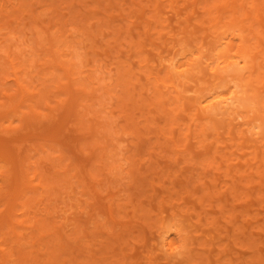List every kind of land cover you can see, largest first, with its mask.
<instances>
[{
  "label": "rangeland",
  "instance_id": "rangeland-1",
  "mask_svg": "<svg viewBox=\"0 0 264 264\" xmlns=\"http://www.w3.org/2000/svg\"><path fill=\"white\" fill-rule=\"evenodd\" d=\"M0 264H264V0H0Z\"/></svg>",
  "mask_w": 264,
  "mask_h": 264
},
{
  "label": "bare ground",
  "instance_id": "bare-ground-1",
  "mask_svg": "<svg viewBox=\"0 0 264 264\" xmlns=\"http://www.w3.org/2000/svg\"><path fill=\"white\" fill-rule=\"evenodd\" d=\"M219 67L220 66H218V69H219ZM172 68L174 69L175 68V65H173ZM227 71L230 72V75L232 76L233 79L236 78V81L239 78H242V74L240 72L241 69H240V66H239V62L233 63V65H231L230 69H228ZM239 75H241V76H239ZM235 89H237V88H235ZM235 89H234V91L233 90H230V91L233 92V94L230 97H227V98L225 97L224 98V97H222V94H217V95L211 96L210 99H208V100L205 101L206 102V106L204 107L203 110L207 113L208 117H212V118L215 117L214 119H217L218 120L219 117H217V116H223V118H226L224 116H226L228 114H229V116H233L234 113L237 114L240 110H242V108L243 109L244 108H247L249 103H250L249 104V107H251L250 105L252 103L250 102V99L248 98L245 101V99H243L242 97H240L238 95V92L235 91ZM229 94H231V92H229ZM246 102H248V104ZM199 105H200V103H199ZM234 116H236V115H234ZM221 119H222V117H221Z\"/></svg>",
  "mask_w": 264,
  "mask_h": 264
}]
</instances>
